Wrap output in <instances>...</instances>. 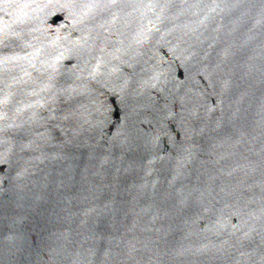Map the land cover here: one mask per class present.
<instances>
[{"label": "water", "instance_id": "95a60500", "mask_svg": "<svg viewBox=\"0 0 264 264\" xmlns=\"http://www.w3.org/2000/svg\"><path fill=\"white\" fill-rule=\"evenodd\" d=\"M0 264H264V0H0Z\"/></svg>", "mask_w": 264, "mask_h": 264}]
</instances>
